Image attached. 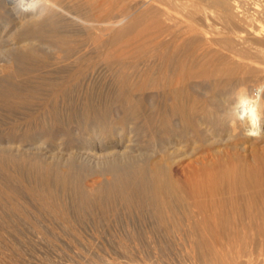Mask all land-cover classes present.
I'll list each match as a JSON object with an SVG mask.
<instances>
[{"label": "bare ground", "instance_id": "1", "mask_svg": "<svg viewBox=\"0 0 264 264\" xmlns=\"http://www.w3.org/2000/svg\"><path fill=\"white\" fill-rule=\"evenodd\" d=\"M40 6L0 0V227L88 213L147 228L153 264H264V134L224 115L238 89L264 85V0ZM260 112L264 127V100ZM106 255L87 263L116 264Z\"/></svg>", "mask_w": 264, "mask_h": 264}, {"label": "rangeland", "instance_id": "2", "mask_svg": "<svg viewBox=\"0 0 264 264\" xmlns=\"http://www.w3.org/2000/svg\"><path fill=\"white\" fill-rule=\"evenodd\" d=\"M3 106H0V109L2 108ZM3 110H5L4 108H2L1 109V111H0V113H4V111ZM2 114H0V122H2V123H0L1 124V128H4V117L2 116ZM4 114H6V113H4ZM3 114V115H4ZM16 114H14L13 113V116H15ZM18 115V114H17ZM16 115V116H17ZM12 116V117H13ZM11 117V116H10ZM19 216H21V218L19 217ZM19 216H16V217H13L12 219H14L15 221H13L10 217H7V221L8 220H12L11 221V224H10V222L8 223V224H6L7 226L10 224V228H6V225H4V227L2 228V227H0V233L1 234H3V236L0 234V236L3 238H1L0 237V244H2L1 245V247H0V263L1 264H16L15 262H17V264H24V263H26V264H34L35 262H31V261H36V263L35 264H37V263H40V264H48L50 261V263L49 264H55V262H54V258H55V261H59V260H61V261H59V262H66V260H70V258L71 257H76V254H79V255H81L82 253H84L85 254V256L82 254V256L84 257L83 258V260L84 259H86L85 261H83L82 260V262H83V264H89V263H87V262H91L92 260L93 261H95L96 260V257L97 258H99V255H100V258L99 259H97L96 260V262H101V260L103 259V257L106 255V259H108V260H112V261H116L115 263L116 264H128V258L127 257H123L122 258V256H120V254L119 253H121V255H122V253H123V250L122 249H120L121 247H119L120 245H123V244H130V247L133 249H135V251L137 250V249H140V251H139V254H137V252H136V257L135 256H131L132 258L131 259H135L136 261H137V264H151L153 261V259L152 258H150L146 253H147V251H149V246H148V244H147V241H149V239H147V234H146V231H147V228H145V227H143V226H135V227H133V226H130V228L129 227H125V226H123L122 225V223L121 222H119L118 221V223L117 224H114V223H111V225L112 226H110V224H107V223H104V222H102V221H100L99 220V216L100 215H95V216H92V218H91V216L90 215H88V213H86V215L84 214L83 216L86 218V219H84L83 218V216L82 217H80L81 218V220H80V222L79 221H74V222H67V223H65L63 226L62 225H58V226H50V227H46L45 228V226L42 224L41 225V223L39 224V226H37V227H30L28 224L30 223V221H28L29 223H27V221H26V226H25V221H24V216H22L21 214L19 215ZM97 216V217H96ZM90 217V218H89ZM118 217V216H117ZM8 218H10V219H8ZM93 218H96L95 219V221L93 222ZM120 218H123V216H122V214H119V218L118 219H120ZM120 221H122V219H120ZM16 222V223H15ZM19 222V223H18ZM86 222V223H85ZM88 222V223H87ZM15 223V224H14ZM19 225H18V224ZM17 224V225H16ZM24 224V225H23ZM115 226H114V225ZM120 224V225H119ZM14 225H16L17 226V228L14 226ZM20 225H22L23 227H21ZM41 225V226H40ZM106 225V226H105ZM12 226H14V227H12ZM19 226V227H18ZM44 226V227H43ZM39 227H41V228H43L42 230H40V229H35V228H39ZM131 227H133V228H131ZM13 228H15V229H13ZM32 228H33V231H32ZM52 230H51V229ZM141 228V229H140ZM7 229V230H6ZM19 229V230H18ZM29 229H31V230H29ZM127 230V232L128 233H130L129 235H127L128 233L126 232V230ZM130 229V230H129ZM139 229V230H138ZM10 230V231H9ZM13 230H14V232H13ZM38 230V231H37ZM43 230H44V232H43ZM9 231V232H8ZM12 231V232H11ZM16 231H18L19 232V235H18V232L16 233ZM24 231H26V232H24ZM35 231H37V232H35ZM40 231H41V233H40ZM54 231H56L55 233H58V234H54ZM110 231V232H109ZM123 231H124V234H122L123 233ZM137 233H136V232ZM140 231V232H139ZM5 234H4V233ZM21 232V233H20ZM49 232V233H48ZM11 233V234H10ZM113 233V234H112ZM126 233V234H125ZM12 234H14V235H12ZM17 234V235H16ZM22 234V235H21ZM100 234H102L101 236H100ZM138 234V235H137ZM108 236V237H106V236ZM109 235H110V237H109ZM125 235H127L126 237H125ZM133 236V238H132V236ZM8 236V237H7ZM30 236V237H29ZM98 236V237H97ZM115 236V237H114ZM120 236V237H119ZM139 237V238H137V237ZM8 238V240H6L7 238ZM25 238V240L23 241V239ZM26 237H28V238H26ZM60 237H61V239L63 240H61L60 239ZM99 237H101V239L104 241V245H103V241L99 238ZM104 237V238H103ZM125 237V238H124ZM136 237V238H135ZM23 238V239H22ZM30 238V239H29ZM31 238H32V240H31ZM51 238H53V239H51ZM76 238V239H75ZM110 238V239H109ZM119 238V239H118ZM20 239V240H19ZM96 239H98V240H96ZM100 239V240H99ZM112 239H114V240H112ZM138 239V240H137ZM141 239V240H140ZM143 239V240H142ZM146 241H145V240ZM4 240V241H3ZM26 240H28V241H30L29 243H30V245L29 244H27L28 243V241H26ZM38 240V242L36 243V241ZM47 240V241H46ZM52 240V241H51ZM60 240V241H59ZM96 240V241H95ZM119 240V241H118ZM126 241V243L124 242V241ZM132 240V241H131ZM136 240V241H135ZM23 241V243H21L20 244V242H22ZM32 241H34V244H32L33 242ZM39 241H40V243H39ZM51 241V242H50ZM68 241V242H67ZM74 241V242H73ZM84 241V242H83ZM107 241V242H106ZM118 243V242H120V243H118V244H116V242ZM122 241V242H121ZM142 241H144V243L142 242ZM4 242H5V244H4ZM86 242V243H85ZM87 242H89L88 244H87ZM92 242V243H91ZM93 242H95L94 244H93ZM101 242V243H100ZM142 242V243H141ZM7 243H10V244H7ZM12 243H15V246H14V244H12ZM52 243H54V245L52 244ZM76 243V244H75ZM84 243V244H83ZM100 245H99V244ZM108 243V244H107ZM137 243H140L139 245L137 244ZM24 244V245H23ZM38 244V245H37ZM46 244V245H45ZM49 244V245H48ZM53 246H52V245ZM63 245V246H61V245ZM83 244V245H82ZM96 244V245H95ZM105 244H106V246H105ZM128 244V245H129ZM136 244V246L134 247V245ZM4 245H6V246H4ZM36 247H35V246ZM91 245V246H90ZM100 246V247H98V246ZM114 245V246H113ZM128 245H126V247L128 246ZM133 245V246H132ZM143 245H144V247H143ZM7 246H8V248H7ZM13 246H14V248L16 249V250H14L13 251ZM17 246V247H16ZM58 246V247H57ZM66 246V247H65ZM79 247V248H81L79 251H78V248H75V247ZM90 246V247H89ZM113 246V247H112ZM118 246V248H116ZM140 246V247H139ZM5 247V248H4ZM47 247V248H46ZM49 247V248H48ZM53 247V248H52ZM56 247V248H55ZM60 247V248H59ZM101 247H102V249H101ZM114 247L116 248V250L114 249ZM129 246L127 247L128 249H129V251H132L133 253H135V251H134V249L133 250H130L131 248H130ZM139 247V248H138ZM142 247V248H141ZM13 248V249H12ZM18 248V249H17ZM31 248V249H30ZM33 248H35V249H33ZM55 248V249H54ZM63 248V249H62ZM66 248H68V249H66ZM73 248H75L74 250H73ZM92 248V249H91ZM97 248H99V250L97 249ZM106 248H108V250L106 249ZM137 248V249H136ZM22 249H23V251H22ZM32 249H33V251H32ZM41 249H42V252H41ZM45 249H47L49 252L51 251V249H52V252H50V254H49V252H47V250H45ZM50 249V250H49ZM57 249V250H56ZM71 249V250H70ZM111 249V250H110ZM29 250V251H28ZM55 250H56V252H55ZM84 250H85V252H84ZM90 250H91V252H90ZM105 250H107V251H105ZM113 250V251H112ZM146 250V251H145ZM15 251H17V252H15ZM25 251V252H24ZM40 251V252H39ZM71 251V252H70ZM77 251V252H76ZM81 251V252H80ZM102 251H105V252H107L105 255H104V253L102 252ZM115 251V252H114ZM144 251V252H143ZM28 252L30 253V255H27L28 254ZM31 252H33V254L31 253ZM45 252V253H44ZM53 252H54V254H53ZM74 253V255H73V253ZM95 252L96 253H98V255L97 254H95ZM144 254V255H142V253ZM16 253H17V255H16ZM22 253V254H21ZM36 253V254H35ZM39 253V254H38ZM47 253V254H46ZM52 253V254H51ZM61 253H62V255H61ZM63 253H64V256H63ZM70 253H72V255L70 254ZM19 254H20V256H19ZM44 254V255H43ZM59 254V255H58ZM66 254H68V255H66ZM89 254V255H88ZM92 254V255H91ZM96 255V256H94V255ZM119 254V255H118ZM146 254V255H145ZM22 255V256H21ZM25 257H24V256ZM34 255H35V257L37 258H35L34 260H32L33 258H34ZM41 255H43V257H39V256H41ZM47 255H49L50 257H47ZM53 255V256H52ZM54 255H55V257H54ZM65 255L67 256L66 258H65ZM109 255V256H108ZM120 256V257H118V256ZM138 255V256H137ZM17 256V257H16ZM28 258H27V257ZM33 256V257H32ZM63 256V257H62ZM93 258H92V257ZM144 257V258H142V257ZM145 256H147L146 258H145ZM23 257V258H22ZM32 259H31V258ZM47 258L46 260H45V258ZM63 259H62V258ZM114 257H116V258H114ZM118 257V258H117ZM138 257H140V258H142V260H140V258H138ZM16 258H17V260L19 259V261H17L16 260ZM26 258H27V260H26ZM41 260H39V259ZM50 258H52V259H50ZM57 258L59 259V260H57ZM87 258H89V261H87L88 259ZM91 258V259H90ZM95 258V259H94ZM114 260H113V259ZM119 258H121V259H119ZM138 258V259H137ZM20 259H21V261H20ZM28 259L30 260V261H28ZM42 259H43V261H45V262H43L42 261ZM101 259V260H100ZM125 259H127L126 261H125ZM53 260V261H52ZM65 260V261H64ZM99 260V261H98ZM134 260V261H135ZM139 260V261H138ZM148 260L151 262V263H149L148 262ZM25 261V262H24ZM146 261V262H145ZM31 262V263H30ZM54 262V263H53ZM135 264H136V262H135ZM153 264V263H152Z\"/></svg>", "mask_w": 264, "mask_h": 264}, {"label": "clouds", "instance_id": "3", "mask_svg": "<svg viewBox=\"0 0 264 264\" xmlns=\"http://www.w3.org/2000/svg\"><path fill=\"white\" fill-rule=\"evenodd\" d=\"M19 11L31 12L37 18L43 15L40 11V0H14ZM264 100V85L257 87L254 93L250 94L246 88H240L234 94L233 101L227 105L224 115L230 123H247L249 127L246 134L252 137H260L264 134V127L261 126L260 103Z\"/></svg>", "mask_w": 264, "mask_h": 264}]
</instances>
